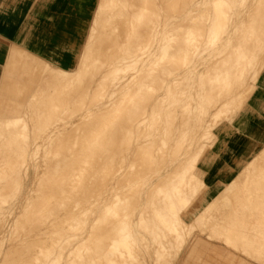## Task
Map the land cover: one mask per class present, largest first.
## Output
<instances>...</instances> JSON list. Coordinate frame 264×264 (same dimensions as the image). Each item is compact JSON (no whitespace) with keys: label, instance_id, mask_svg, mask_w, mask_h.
I'll use <instances>...</instances> for the list:
<instances>
[{"label":"bare ground","instance_id":"obj_1","mask_svg":"<svg viewBox=\"0 0 264 264\" xmlns=\"http://www.w3.org/2000/svg\"><path fill=\"white\" fill-rule=\"evenodd\" d=\"M260 3L99 0L80 57L69 66L60 63L57 50L8 49L1 80L25 79L33 71L28 64L39 61L48 71L41 108L0 110L27 119L0 117V144H11L0 147V200L13 184L11 202L24 205L21 232L69 237L76 251L65 264H142L139 246L151 247L150 262L159 264L181 250L195 223L225 246L263 253L264 146L192 221L182 216L204 185L209 138L232 135L244 105L252 104L249 96L236 98L264 87L256 68L264 49ZM73 46L72 56L78 54ZM19 62L28 65L20 68L23 75L15 73ZM84 142L92 146L79 148ZM38 148L36 159L31 153ZM131 175L146 178L137 196L141 209L118 225ZM29 176L34 186L25 189ZM85 183L103 194L77 232L73 216ZM16 240L8 248L23 243Z\"/></svg>","mask_w":264,"mask_h":264},{"label":"rangeland","instance_id":"obj_2","mask_svg":"<svg viewBox=\"0 0 264 264\" xmlns=\"http://www.w3.org/2000/svg\"><path fill=\"white\" fill-rule=\"evenodd\" d=\"M99 0H94L92 6H90V13L88 21L85 23H81L76 26L72 24L73 30L71 33V44L75 45L77 49L76 52H78L77 55L72 56L71 48L65 49L69 52L70 60L71 59H78L80 56V53L83 49V42L86 41V35L88 33L89 23L91 20L92 14L95 12V8L98 4ZM248 3L252 2V0H247ZM257 2V0H256ZM262 4L261 6L264 7V0H261ZM261 7V9H262ZM261 17V16H260ZM85 39V40H84ZM75 43V44H74ZM244 50H247L246 48H243ZM259 57L260 62L256 64V68L260 69V71H264V49L259 51ZM25 61L27 60H33L31 57H25L21 56ZM73 57V58H72ZM218 61L222 58H217ZM19 60V59H18ZM34 63V61H32ZM220 64H224L221 61ZM17 70L15 73L17 75H23L20 72V68L27 67L30 65L29 68H31L30 71L32 74L27 76L25 79H10L7 81L0 80V83L2 86L0 87V110L2 108H6L9 110V108L13 107H20L24 109L31 110L33 108H41L44 100H46V95L44 92L46 91L43 89L45 88V77L48 76V71L45 70L44 63H41L40 61L38 63L34 64H28L24 65L20 62L16 64ZM70 65V64H69ZM14 72V71H12ZM36 76L35 78H32L33 76ZM13 77V76H11ZM15 78V77H13ZM5 83V87H4ZM0 84V85H1ZM92 92V91H91ZM94 92V91H93ZM92 92V93H93ZM91 93V94H92ZM249 94L245 93L242 97H237L238 100H246L248 98ZM252 96H255V99L258 101L255 105L257 110L250 113L249 115L251 117L258 116L262 118V127L264 129V91H259ZM76 107V106H74ZM14 115H23L21 112L15 113L11 111L2 112L0 111V117H9ZM90 117L93 115H89ZM92 119V118H91ZM27 121V119L22 120V122ZM90 121V120H89ZM93 121V119L91 120ZM2 123V122H1ZM21 123V120L18 122ZM17 123V127L19 124ZM18 129V128H17ZM84 129V128H83ZM88 129V128H87ZM217 136H215L216 138ZM243 138V137H241ZM86 139V138H84ZM89 139H93V137H90ZM227 140V137L224 138ZM208 140V139H206ZM215 140V139H214ZM214 141L211 143V139L209 138L206 147L207 151H209L212 148ZM211 144V145H210ZM261 141H257L254 144V148L251 150L250 154H248L247 157L243 158L240 155L233 153L231 154L229 161H221L218 160L217 167L215 172L220 175H225L228 177V179L233 178L236 173L242 169L248 158H251L256 151L263 145ZM6 145H11L9 143L7 144H0V147ZM14 145V144H13ZM40 145V144H39ZM210 145V146H209ZM89 146H92V143H80L79 148L83 147L84 149H87ZM36 153H31V156L37 157L40 155V148ZM207 154V152H205ZM204 154V155H205ZM204 155L202 154L200 156V160L204 158ZM127 160L125 159L123 163H126ZM132 162V161H131ZM133 163V162H132ZM127 164V163H126ZM131 168V167H129ZM162 169V168H161ZM120 172H124V168L118 169ZM150 172H147L145 176H148ZM131 183H126V185L123 187L124 190L121 193V196L123 195L124 198L120 201L119 206L122 207L120 209L119 207V215L118 219V225L124 224L123 220L127 221L134 218V215H130L131 211H135L137 214L138 211L141 209L140 205L138 204L139 201H137V196L141 191V186L144 185V178L139 177L133 179L131 175ZM143 180V184H141V181ZM214 184L218 188H222L223 183L221 179L216 178L214 181ZM31 176H29V179L25 183V189L31 188ZM88 186H90L88 183H85L83 185V191L80 196L81 200L78 201V205L76 206L77 214L73 216V219H75L76 224V231L80 232L81 227V220L83 217L88 214L90 209H93L95 211L96 205L98 201L100 200V195L103 194L100 191L90 192ZM145 187V186H143ZM14 188V185L9 186V188L4 192V196L2 197V200H0V264H65L64 260L67 259L69 255V251H76V248L68 244V238H61L64 237L62 234H49V232L46 231V233L42 232L39 234L30 233V232H21L22 228L25 227V223H23L24 217L21 216L22 209L24 207L23 204H20V202L12 203L10 198L12 195V189ZM146 189V188H145ZM207 189L206 183L204 182V185H200L199 189L197 190V194L194 197V200H192L191 204H189L187 207H189L186 211H183L182 216L185 221H189L193 214L192 212L194 209L196 211L200 210L201 206V200L205 194V191ZM147 190V189H146ZM127 197L130 198V201L127 200ZM204 199V198H203ZM149 206L144 208L145 214L147 215L150 212ZM93 214L97 213L94 212ZM143 211V212H144ZM135 214V217H136ZM122 220V221H121ZM117 224V223H116ZM198 227V228H197ZM197 228V229H196ZM192 232L190 234L191 238L189 240H186L184 245H187L188 247L194 246L195 240H193L195 237H202V241L205 244H198L195 245L193 250L188 254L187 252V246L183 248V250L179 253V255L176 253H172L171 255L165 254L161 257L159 264H264V252L258 253L254 252L250 249H237L232 246H226L225 248L220 247V242L217 241V237H209L205 238L204 233H200V226L195 223V225L192 228ZM142 231V230H141ZM84 234V233H83ZM142 236L148 237L149 234L147 231H142ZM80 235V234H79ZM81 236V235H80ZM16 237V241L14 243H17L19 241H23L21 244H17V247L8 248L9 245H11V239H14ZM74 237V236H73ZM76 237V236H75ZM71 238V237H70ZM144 238V237H143ZM146 241H149L145 238ZM231 248V249H230ZM138 253V258L145 261V263L142 264H154L151 263V259H153L152 256V248H144V247H136L135 248ZM37 250V251H36ZM174 251V250H173ZM6 252V255L4 256V253ZM5 257V258H4ZM72 257V255H71ZM73 258H76V256H73ZM58 260V261H57Z\"/></svg>","mask_w":264,"mask_h":264},{"label":"crops","instance_id":"obj_3","mask_svg":"<svg viewBox=\"0 0 264 264\" xmlns=\"http://www.w3.org/2000/svg\"><path fill=\"white\" fill-rule=\"evenodd\" d=\"M93 2L94 0H0V64L5 61L8 49L23 48L37 54H47L49 51L57 50L60 63L69 66L70 55L67 50L65 52V49L72 46L71 33L76 30L72 29V24L74 26L80 24L79 18L82 16V11L89 3L92 6ZM262 73L264 74V71ZM259 91H264V87L249 94L251 99L247 102L251 101L252 104L246 103L244 105L245 110L240 112V118L236 125L234 124L235 132L232 135L224 134L215 138L207 155V165L202 177L207 186L204 199L201 200L200 210L194 209L192 212L194 214L188 222L192 221L203 207L212 201L223 190L224 186L233 179H228L227 176L215 172L217 161H229L233 153L245 158L254 148L255 142L264 143L262 118L249 115L257 110L255 105L258 101L252 95ZM225 137L227 140L224 139ZM263 146L264 144L256 153ZM216 178L222 180V188H218L214 184ZM188 208L186 207L183 211ZM190 238L189 235L186 240ZM205 238L207 237L205 236ZM193 240L196 241L194 242L195 245L207 243L202 241V237H195ZM185 246L187 245L182 246L178 255ZM194 246H187L188 254ZM220 247L225 248L226 246L220 242Z\"/></svg>","mask_w":264,"mask_h":264}]
</instances>
